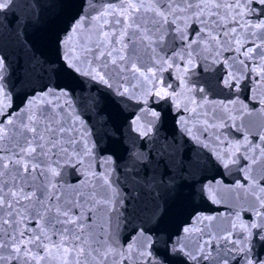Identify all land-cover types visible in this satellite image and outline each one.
<instances>
[{
  "label": "snow or ice",
  "instance_id": "snow-or-ice-1",
  "mask_svg": "<svg viewBox=\"0 0 264 264\" xmlns=\"http://www.w3.org/2000/svg\"><path fill=\"white\" fill-rule=\"evenodd\" d=\"M0 264H264V0H0Z\"/></svg>",
  "mask_w": 264,
  "mask_h": 264
}]
</instances>
